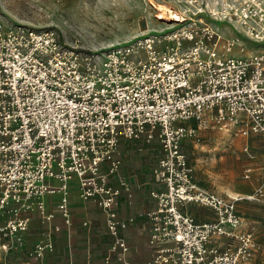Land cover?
Returning <instances> with one entry per match:
<instances>
[{
  "label": "built area",
  "instance_id": "2783aa9c",
  "mask_svg": "<svg viewBox=\"0 0 264 264\" xmlns=\"http://www.w3.org/2000/svg\"><path fill=\"white\" fill-rule=\"evenodd\" d=\"M182 2L167 7L173 16L157 7L164 26L93 51L66 44L53 30L0 23V210H36L50 221L45 195L60 193L58 208L69 223L67 190L75 177L80 197L105 212L110 251L125 262L126 224L112 205L130 188L121 176L116 187L109 184L107 174L119 166L120 138H157L148 264H251L257 243L251 231L234 230L237 198L201 188L180 144L195 134L188 120L202 126L210 119L235 135L258 136L264 149V0ZM231 23L261 45L246 52L239 37L221 31ZM104 162L108 173L100 170ZM256 170L247 196L259 200L264 158ZM251 172L246 167L243 176ZM193 205L211 216L196 218ZM25 225V218L6 223L10 231ZM222 236L233 244L216 245Z\"/></svg>",
  "mask_w": 264,
  "mask_h": 264
},
{
  "label": "rangeland",
  "instance_id": "374dc122",
  "mask_svg": "<svg viewBox=\"0 0 264 264\" xmlns=\"http://www.w3.org/2000/svg\"><path fill=\"white\" fill-rule=\"evenodd\" d=\"M182 1L184 0H0V23L5 28L27 26L37 30H53L66 44L80 50L93 51L128 40L150 28L164 26V21L155 16L157 7L165 5L177 9L180 4H183ZM231 24L234 27L221 25V31L226 37H239L246 47V52L261 45L251 42L238 26ZM233 53L237 54V51ZM186 125L193 127L195 134L184 137L180 145L193 169V177L201 188L215 191L222 196H236L240 224L234 230L253 233L257 248L251 264H264V197L255 200L245 195L253 190L257 181L256 168L264 158L261 154L263 142L253 136L245 138L239 134L235 135V128L219 129L210 119L206 120L202 126L193 119L188 120ZM245 142L248 146L247 150L244 149ZM119 148L122 151L118 154L120 163L117 169L110 173L108 162H104L100 168L103 173L109 172L107 174L109 184L112 178L117 181V176H121L131 189L133 183L129 175H134L139 187L151 186L154 182L153 168L161 156L159 140L157 138L149 141L141 138L139 140L120 138L118 151ZM246 167H252L250 178L243 176ZM68 190L69 200L71 194L82 199L80 197L82 189L77 178L73 177L70 180ZM55 196L54 202L52 201L54 220L58 219L65 225L58 208L61 194L55 193ZM189 211L198 219L211 216L204 206L193 205ZM6 213L13 215L11 212ZM74 216L81 218L80 206H75L71 212L72 221ZM81 223H83L82 220ZM8 236L6 228H1L0 264H16L17 248L10 242ZM106 236L108 243L106 247H103L102 238L97 240V248L93 249L97 261L93 264H98V259H102L103 264H124L118 263L116 258L109 263L105 262L104 256L109 252L113 242L111 234L106 232ZM228 244H233V241L226 236H222L216 243L221 247ZM150 249L153 255L154 250L151 247ZM36 250L35 245L29 256L32 260L27 264H40L36 257ZM58 251L63 255L64 245L58 246ZM126 252L128 254V251ZM8 254L11 257H8ZM55 264H63V260L59 259V262ZM126 264L131 263L128 260Z\"/></svg>",
  "mask_w": 264,
  "mask_h": 264
},
{
  "label": "crops",
  "instance_id": "0c3cea01",
  "mask_svg": "<svg viewBox=\"0 0 264 264\" xmlns=\"http://www.w3.org/2000/svg\"><path fill=\"white\" fill-rule=\"evenodd\" d=\"M251 136L261 140L258 136ZM119 149V152L122 151L121 148ZM261 154L264 155V149L261 151ZM129 178L133 183V187L129 191L121 189L112 205V210L117 214V217L126 224L125 228L120 230V235L128 243V254L125 252V262H122L116 258L114 253L110 252V247L109 252L104 256L106 263L116 258L115 260L118 263L122 262L126 264V261L128 262L129 260L131 264H147L152 255L147 242L148 220L146 212L154 205V199L149 195V189L153 186L154 182L151 186L139 187L134 175H129ZM111 184L115 187L118 185L115 178H112ZM252 191L250 190L245 195H250ZM55 198V193L45 195L46 212L53 214L52 201L54 202ZM68 203L70 221L69 223L64 222L65 225L58 219L55 221L54 215L50 221L44 220L36 210L30 212L23 211L17 216L0 210V229L6 228V233H9L8 238L10 242L17 248L16 264H27L28 261L32 260L29 256L35 245L43 246L42 250H36V257L40 264H55V262H59V259L63 260V264H93L97 261L93 250L95 247L97 248V240H100V238L104 240L103 247H106L108 244L106 240L105 212L95 201L80 200L75 194H71L70 200L68 198ZM75 206H80L81 218L74 216L72 221L71 212ZM14 218H25V227L18 228L15 232L10 231L6 227V223L8 220ZM81 220L83 223H81ZM53 226H57L58 229H54ZM61 245H64L63 255L60 254L61 250L60 253L58 251V246ZM8 257L11 256L8 254ZM98 260V264H103L102 259Z\"/></svg>",
  "mask_w": 264,
  "mask_h": 264
},
{
  "label": "bare ground",
  "instance_id": "6f19581e",
  "mask_svg": "<svg viewBox=\"0 0 264 264\" xmlns=\"http://www.w3.org/2000/svg\"><path fill=\"white\" fill-rule=\"evenodd\" d=\"M158 8H159L160 12H162V13H163V12L165 13V11L168 9L166 6H163V5H159ZM168 12L170 13V16H173V15H172V12L169 11V9H168ZM162 13H161V14H162ZM228 196L236 197V196H233V195H228Z\"/></svg>",
  "mask_w": 264,
  "mask_h": 264
}]
</instances>
